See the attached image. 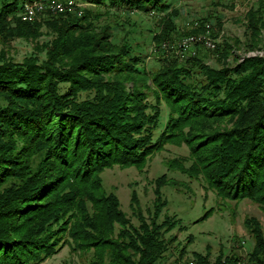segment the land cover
I'll return each instance as SVG.
<instances>
[{"label": "trees", "instance_id": "trees-1", "mask_svg": "<svg viewBox=\"0 0 264 264\" xmlns=\"http://www.w3.org/2000/svg\"><path fill=\"white\" fill-rule=\"evenodd\" d=\"M37 1L0 0L1 40L36 42L22 61L0 50V264H39L67 243L91 254L84 264H157L176 240L166 234L185 228L176 214L162 215L167 174L155 179L148 214L133 189L137 224L101 174L115 165L143 169L166 143L189 149L191 164L171 167L202 175L221 199L264 209V57L230 66L227 38L217 44V65L196 52L149 72L127 38L113 42V27L93 19L155 13L162 29L153 41L163 54L178 31L171 0H80L96 8L23 20L25 5ZM248 20L244 44L252 50L263 42L264 0ZM245 223L253 239L246 261L225 251L212 260L208 246L194 252L195 263L264 264L262 225L254 217Z\"/></svg>", "mask_w": 264, "mask_h": 264}, {"label": "rangeland", "instance_id": "rangeland-1", "mask_svg": "<svg viewBox=\"0 0 264 264\" xmlns=\"http://www.w3.org/2000/svg\"><path fill=\"white\" fill-rule=\"evenodd\" d=\"M171 1L173 7L180 11L175 19L178 31L173 34L174 38L171 43L164 42L162 44V47L167 45L164 47L166 51L163 54L161 51H156L157 47L153 41L155 33L162 29L161 24L159 25L160 16L155 13L147 14L136 11L122 14L119 11L116 13L111 11L104 14V9L98 7L101 8L100 12L104 15L99 14L100 18L93 20L99 28L107 24L113 27V42L120 43L123 38H127L135 51L145 58L144 65L149 72L157 70L160 64L164 63V59L178 57L180 62L184 63L188 57L197 56L196 52L200 56L208 58L207 61L211 65H217L218 51L216 50L218 48L216 45L227 38L234 46V54L224 57L223 60L226 59L230 66H235L246 58L264 57V29L261 30L263 42L260 47L246 50L248 47L244 44L248 32V13L251 9L256 8L262 0ZM80 3L83 5V11L87 7L96 8L86 2L80 1ZM71 8L72 10H70ZM71 8L66 7L60 13H65L68 10V13H73V7L71 6ZM53 9L52 6L46 5V13L57 14L59 12ZM48 14L36 15L33 20L29 21L40 20ZM77 15L81 16L82 14ZM208 17L211 19L204 22L203 30L185 34L192 28L199 27L202 19ZM219 20L221 21L220 26H218ZM116 25L119 27L117 28ZM200 35L212 39L216 48H208L202 42V44L192 43L186 49H181L180 43L183 39L189 36L200 37ZM234 38L239 40V44L234 43ZM35 43V41L20 38L7 41L0 38V50L5 48L15 60L22 61L26 55L34 52ZM40 54L42 57L45 56L43 52ZM128 87L132 89V83H129ZM188 155L189 149L185 144L166 143L154 153L143 169L119 165L107 168L101 174L104 188L106 191H114L118 195L122 210L127 213L134 224H137L138 221L133 215L131 205L133 189L138 194L142 210L148 214L149 210L153 208L155 199V179L164 173L167 174L169 181L162 189L167 206L164 207L162 215L176 214L182 219L185 228L183 230L174 229L166 234L168 240L174 236L176 240L169 244L168 250L157 264H189L191 260H194V252L206 253L208 246L211 249L212 260L220 251H225L229 254L236 253L241 258V263L246 261L253 239L245 219L256 218L264 231L263 207L251 199L241 201L221 199L209 187L202 175L197 178L170 166V162L175 161L178 164L185 158V164L189 166L191 161H189ZM207 211H210L208 217L197 221ZM191 237L192 239H190ZM183 249H185L184 254H182ZM90 258V253L75 251L72 245L67 243L58 252L39 264H84Z\"/></svg>", "mask_w": 264, "mask_h": 264}, {"label": "built area", "instance_id": "built-area-1", "mask_svg": "<svg viewBox=\"0 0 264 264\" xmlns=\"http://www.w3.org/2000/svg\"><path fill=\"white\" fill-rule=\"evenodd\" d=\"M46 5H63V6H72L74 14H82L83 8L82 3L78 0H40L38 2H31L25 6V9L22 13L23 18H28L33 20V15L39 14H48L46 13ZM205 43L208 48H216L215 42H212V39L206 38V36L200 35V37L189 36L182 40L180 46L186 49L192 43ZM189 264H196L194 260H191Z\"/></svg>", "mask_w": 264, "mask_h": 264}, {"label": "bare ground", "instance_id": "bare-ground-1", "mask_svg": "<svg viewBox=\"0 0 264 264\" xmlns=\"http://www.w3.org/2000/svg\"><path fill=\"white\" fill-rule=\"evenodd\" d=\"M37 2H38V1H37ZM51 6L56 10V12L59 11L58 13H60V11H63L66 7H67V8H71V6H63V5H50V7H51ZM54 9H53V10H54ZM49 10H50V9H49ZM70 10H72V8H71ZM51 11H52V9H51ZM68 11H69V10H68ZM68 11H67V12H68ZM35 16H36V15H33V18H34ZM23 19L28 20V21L30 20V19H28V18H23Z\"/></svg>", "mask_w": 264, "mask_h": 264}]
</instances>
